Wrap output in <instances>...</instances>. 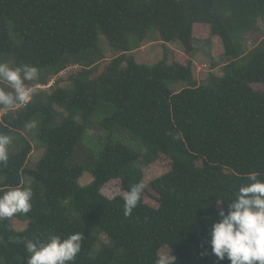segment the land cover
<instances>
[{
	"label": "trees",
	"instance_id": "obj_1",
	"mask_svg": "<svg viewBox=\"0 0 264 264\" xmlns=\"http://www.w3.org/2000/svg\"><path fill=\"white\" fill-rule=\"evenodd\" d=\"M231 2L234 12L261 13L264 21V0ZM215 5L216 0H0V56L14 57L16 67L46 71L41 85L70 65L86 67L72 77L70 89L56 82L50 95H35L0 119V134L11 136L37 113L47 117L37 136L44 150L39 162L30 161L33 147L24 141L21 150L0 164V194L17 186L33 192L31 210L20 214L27 222L25 231H17L9 219L0 220L5 264L17 257L27 264L25 241L46 242L49 233L83 236L75 264H155L157 251L170 249L175 264H229L212 254L210 231L221 208H227V203L218 207L216 199H232L252 173L264 180V52L233 74L227 73L233 63L226 64L223 77L210 73L199 84L193 58L200 43L214 50V59L221 53L233 60L244 55ZM153 28L164 46H182L183 52H171V64L165 62L166 53L155 66L130 55ZM100 34L120 55L93 79L88 55L98 50ZM131 35L140 45L130 42ZM179 82L187 85L180 92L166 84ZM102 102L115 107L104 127L131 131L147 150L140 157L122 144H107L92 170L93 182L81 186L85 169L70 166L69 160L86 126L74 117L80 114L89 122ZM54 106L68 116L51 127L57 116ZM4 110L0 106V114ZM161 156L170 161V172L146 184L143 170L133 166L140 158L145 167L152 166ZM25 177L32 179L33 188ZM114 180L123 193L144 184L141 200L128 216L122 196L104 195ZM147 196L156 208L145 202ZM90 228L111 244L95 256L98 235Z\"/></svg>",
	"mask_w": 264,
	"mask_h": 264
},
{
	"label": "rangeland",
	"instance_id": "obj_2",
	"mask_svg": "<svg viewBox=\"0 0 264 264\" xmlns=\"http://www.w3.org/2000/svg\"><path fill=\"white\" fill-rule=\"evenodd\" d=\"M215 6L219 17L228 29L232 40L237 46H240V48L242 47L244 55L236 60H233L232 58H227L225 56L223 57L221 53V55H219V58L214 59L211 53L212 49L206 46L205 44L200 43L201 45L197 46V51L194 54L193 58L194 77L199 84H203L204 82H206L210 73H213L217 77H223L225 73L223 69H225L224 65L226 64L233 63V67H229L227 69L228 74H233L234 71L245 66L254 54L264 52L263 14L234 12L231 0H216ZM129 40L133 45H140L134 35L129 36ZM159 42V33L156 29L153 28L149 31L147 40L144 42V44H149V46L142 52H136L137 50H139L137 49L134 52H131L130 55L134 56L135 60L140 64H144L147 66H155L164 60V53H166L165 62L167 64H171V52L173 50L183 52V48L181 45L175 46L168 44L164 46L163 43L162 45H160ZM141 45H143V43ZM212 51L214 52V50ZM90 52L92 54L89 53L90 55H88L89 62L87 63V67L93 65L91 67V71L93 72V79L101 76L110 61L113 60L116 56L120 55L118 52H116L109 46L108 42L102 34L99 35L98 50L95 51L96 53L94 54L93 51ZM219 52L222 51L217 50V53ZM83 56H86V54H84ZM0 62L7 63L10 67L13 68L16 67V60L14 57L0 56ZM84 64L85 63L81 65H70V67L65 71H62L61 74L59 73L55 76L48 75V83L42 86L40 80L44 76V73H46V71L38 70V79L26 83L31 89V91L36 86L40 85L41 87H47L49 85L43 91L33 90L32 93L34 97L35 95L38 96L42 93L50 95L55 89V87H57L56 82H60L61 87L70 89L73 86L72 77L76 76L84 68H86H83L82 65ZM212 68L217 69L212 71ZM166 84L173 92H180L182 89L187 87V85L182 82ZM53 108L56 111L57 116L54 122L50 125L51 127H55L62 124L68 116L66 111L60 109L59 107L54 106ZM114 113L115 107H113L111 104L102 102L99 105L94 117L87 123H85L84 119L80 114L76 115L75 117L73 116L77 123L86 126L85 136L82 141L78 144L72 158L69 160L70 166H82L85 169V173L80 180L81 186H88L93 182L92 170H94L98 166L100 155L102 154L107 144H122L129 148V150L133 153L141 155L140 157H142V155L146 153L147 148L145 147L142 139L134 136L131 131L117 127H111L110 129H106L104 127L105 120L107 118H110ZM46 118L47 117L42 112L37 113L21 131L12 133L10 136L12 138V142L8 146L9 154L21 150L23 148L24 141H28L33 147V152L29 159L32 163H38L42 158L44 150L40 146L37 136L40 127L44 124ZM32 122H34L36 126L32 128L28 127V125ZM144 164V160L140 158L139 162L133 166V170H143L146 177V184H149L155 179L162 177L171 170L170 161H168L162 156L152 166L145 167ZM24 181L28 187H31L32 185V188L34 187L31 178L25 177ZM40 191L43 195L46 194L45 189L42 190L40 188ZM104 195L109 199H114L118 196H122L123 191L121 190L120 182L116 181L110 183L105 188ZM145 202L150 206H153L155 208L157 207V204L152 200L151 197L147 196L145 198ZM21 219L22 216L20 214H17L14 217L10 218L9 221L17 231L23 232L27 228V222H24ZM90 230L93 233L97 234L94 228H90ZM50 236V233L46 234V240H48ZM109 244L110 241L106 235H98V242L95 248L93 249L92 256H95L98 251L101 250L102 246ZM0 264H5L2 258H0ZM11 264H23V262L21 258L17 257L12 261Z\"/></svg>",
	"mask_w": 264,
	"mask_h": 264
},
{
	"label": "clouds",
	"instance_id": "obj_3",
	"mask_svg": "<svg viewBox=\"0 0 264 264\" xmlns=\"http://www.w3.org/2000/svg\"><path fill=\"white\" fill-rule=\"evenodd\" d=\"M35 66L22 65L15 68L0 62V106L14 109L26 105L31 100V89L26 82L38 79ZM10 89V90H7ZM32 122L28 127H35ZM12 138L0 134V164L9 160L8 146ZM250 174V182L242 184L227 208L219 211L220 219L210 231V247L218 260L229 264H264V180ZM144 184L138 183L124 192V214L130 215L141 200ZM33 192L19 186L0 194V220L10 219L17 214H27L32 207ZM83 236L73 233L66 238L51 235L46 242L26 240L27 264H75L82 249ZM176 257L170 250H158L155 264H175Z\"/></svg>",
	"mask_w": 264,
	"mask_h": 264
},
{
	"label": "built area",
	"instance_id": "obj_4",
	"mask_svg": "<svg viewBox=\"0 0 264 264\" xmlns=\"http://www.w3.org/2000/svg\"><path fill=\"white\" fill-rule=\"evenodd\" d=\"M68 69V68H67ZM65 71V70H64ZM62 73V72H61ZM60 73V74H61ZM42 86V85H41ZM40 85L39 86H36V87H34L33 89H32V91L33 90H45L47 87H41ZM32 91H31V98H32V96H33V93H32ZM26 105H22V106H20V107H25ZM20 107H17V108H14L13 110H17L18 108H20ZM11 110V109H10ZM8 112V110L6 109V110H4L1 114H0V119L2 118V116H4L6 113Z\"/></svg>",
	"mask_w": 264,
	"mask_h": 264
},
{
	"label": "crops",
	"instance_id": "obj_5",
	"mask_svg": "<svg viewBox=\"0 0 264 264\" xmlns=\"http://www.w3.org/2000/svg\"><path fill=\"white\" fill-rule=\"evenodd\" d=\"M159 44L162 45V42H159ZM148 46H149V44L146 45V44L143 43V45H140L139 50H137L136 52H138V51L142 52V51H144Z\"/></svg>",
	"mask_w": 264,
	"mask_h": 264
}]
</instances>
